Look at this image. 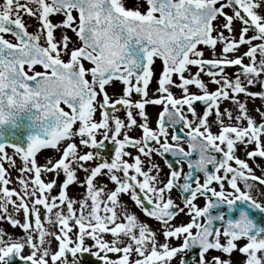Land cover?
<instances>
[{
  "label": "snow or ice",
  "instance_id": "6c2138e0",
  "mask_svg": "<svg viewBox=\"0 0 264 264\" xmlns=\"http://www.w3.org/2000/svg\"><path fill=\"white\" fill-rule=\"evenodd\" d=\"M128 4L129 0H3L0 4V218L6 217L24 233L14 238L0 231V264H9L13 257L22 264H69L68 254L72 264H78L77 254L89 252L103 264H170L178 253L192 248L199 249V264H206L209 250L231 254L241 239L246 240L238 249L246 256L245 264H264V205L253 198L249 183L251 179L264 184V179L253 175L249 164L235 155L239 144L246 157L264 158V110L255 109L261 116L257 122L239 98L244 94L264 101V12L260 11L264 0H131L132 7ZM24 14L37 21L35 32L27 30ZM57 14L63 19L53 23L50 17ZM57 28L70 29L79 44L69 48L71 38L61 32L57 39ZM7 33L15 42L5 38ZM199 46L211 55L205 57ZM155 58L161 60L162 70L149 97ZM37 65L43 71L31 75L26 71V66L32 70ZM190 66L197 70L193 73ZM225 66L237 70L229 75ZM114 80L124 87L112 99L106 86ZM208 83L216 88L210 90ZM255 85L262 90L252 91ZM172 87L180 89L179 96ZM133 92L139 100L130 99ZM224 101L232 103L235 114L232 108L221 109ZM196 102L204 106L199 114ZM148 104L162 106L155 128L148 122ZM121 109L124 118L117 115ZM133 109L138 110L139 124ZM210 115H214L211 122ZM133 126L141 130L139 138L129 135ZM65 140L69 142L59 158L47 157L38 164L41 149H57ZM105 142L113 146L110 158L99 151L78 150L79 146L98 150ZM9 145L12 155L6 152ZM153 153L165 158L170 170L166 180L159 178V166L151 163ZM168 154L175 159H167ZM14 157L22 161L19 191L7 187L10 173L2 163L15 166ZM143 157L149 159L147 168ZM91 161L93 166L85 165ZM182 163L188 167L183 183L182 169L177 167ZM78 170L86 174L83 180ZM46 173L63 175L64 190L58 195L51 194L56 180L42 178ZM194 173H203V183ZM101 175L115 187L97 184ZM74 182L85 187L79 199L65 191ZM225 182L231 191L225 190ZM173 188L187 194L183 201L190 217L187 223H171L184 211L170 196ZM121 194H128L147 217L160 222L164 243H158L156 232L123 205ZM198 194L206 198L204 207L194 203ZM222 206L226 211L213 214ZM41 210L50 227L42 223ZM21 211L23 222L15 218ZM104 234H110L111 240ZM86 238L93 241L91 246L85 244ZM170 238H182V243L170 246ZM52 239L57 242L55 250ZM25 247L28 255H22ZM133 255L137 258L130 260ZM212 260L231 264L220 257ZM180 264L187 262L181 259Z\"/></svg>",
  "mask_w": 264,
  "mask_h": 264
},
{
  "label": "flooded vegetation",
  "instance_id": "af4514ba",
  "mask_svg": "<svg viewBox=\"0 0 264 264\" xmlns=\"http://www.w3.org/2000/svg\"><path fill=\"white\" fill-rule=\"evenodd\" d=\"M21 2L22 3L26 2V0H21ZM2 3H3V0H0V4H2ZM128 5H129V7H132L131 0H129V4ZM141 10H143V9H141ZM225 11L229 12V13L231 12L230 9H225ZM73 14H74V16L76 15V13H73ZM22 19H23L24 23L27 26V30L30 33H33V32L36 31V29H37V21L34 18H30L27 14H24ZM61 19H63V17L58 15V14L57 15H52L50 17V20L53 23H55V22H57V21H59ZM219 22L220 21L218 20L215 23L218 24ZM61 32H64L66 35H68L71 38L72 43L69 44V48H72L75 45L79 44V41L77 40V37H76L75 33H73L70 29L57 28L55 30V32H54V35H55V37L57 39L60 38ZM3 35L5 36L6 39H9L11 42H15L14 37H12V35L10 33L3 34ZM43 42L44 41H43V38H42L41 39V43L43 44ZM199 47L204 51L205 57H209L211 55V52H210V50L208 48H206L205 46H199ZM219 50L220 49H219V45H218L217 46V52H219ZM63 59L65 61H67L68 60V56H63ZM84 63H85V67L86 68L90 67V64L88 62H84ZM190 67H191V71L193 73L197 70L195 66H190ZM161 70H162V62H161V60L159 58H155L154 59V64L152 65L153 76L150 78V83H149V87H148L149 97H151L154 94V90L157 87V80H158V77H159V75L161 73ZM236 70L237 69L235 67H233V66H225V71L229 75H232ZM26 71H28L29 74L31 75V74H33L34 71H43V68H42V66L37 65V66H34L32 70H29V69H27V66H26ZM185 75H187V73ZM173 79L177 80V77L173 76ZM203 79L206 82L209 80V78L207 76H203ZM123 87H124V85L122 84V82H120L118 80H114V81L110 82L109 85L106 86V92L109 94V96L112 99H115L121 94ZM189 87H190V91H192V92H196L197 91V89L194 86H189ZM208 87H209L210 90H212V89L216 88V85L213 84V83H208ZM171 90L173 91V93L176 96L180 95V89L179 88L172 87ZM260 90H262V89H260L259 85H255L252 88V91H260ZM97 99L98 100L102 99V95H98ZM130 99L133 100V101H136V100L140 99V96H139V94H136V93L133 92L131 94V96H130ZM240 99H241V101H246L247 108L249 110V114L251 116H253L257 122H260L261 121V116L253 108L257 107V108H261L262 110H264V101H262L259 97L246 98L244 96V98H240ZM62 107H64L65 110H68L65 105H62ZM161 107L162 106L152 105V104L146 105L145 111H146V114L148 116L149 125L152 128L156 127V118H157L158 112L161 110ZM194 107H195L197 113L199 114V113H201V111H202L204 106L200 102H196L194 104ZM225 107L232 108L233 112L235 114V108H234V106L232 105V103L230 101H224L221 104V109H223ZM137 111L138 110L133 109L134 117L137 119L138 124H139L140 118L136 115ZM117 115L120 116L121 118H124L125 110L121 109L117 113ZM95 118L96 119L100 118L99 110L95 114ZM189 118H191L190 114H189ZM213 119H214V115H210L209 116V121L211 122ZM77 126L78 125H74V128L77 127ZM211 130L214 133L217 132L218 131L217 126L215 124H213ZM6 131L7 132H11L10 129L6 130ZM169 131L171 132L172 130L169 129ZM128 132H129V135L132 136V137L139 138L141 136V130L139 129L138 126H133L132 128L128 129ZM101 138L102 137L98 134L97 135V140H100ZM0 139H3V138L0 137ZM73 139H74V142H76L79 145V138L74 137ZM63 142H69V141L65 140ZM63 142H61V144ZM61 144H60V147H61L60 151L63 148L61 146ZM105 145L106 146L104 148H101V149H98V150L97 149H89V148H87L85 146H79V151L81 153H85V152H87L89 150H91L93 152L99 151L106 158H110L109 154L111 153L113 146H112L111 142H105ZM182 146L185 148V150H188L187 149V144H183ZM249 147H251V145H249ZM47 149L48 148L41 149L40 151L47 150ZM58 149H59V145L57 147V150ZM126 150L129 151V152H132L133 154L136 153V150L133 149V148H127ZM6 152L7 153H14V151L11 150L8 147H6ZM213 154L217 155L218 158L220 157V154H217V153H213ZM235 155L238 158L244 159L249 164L250 168L252 169V174L253 175H255L256 177H260V178L264 179V158H260V157L248 158V157H246L243 145H239V144H238L237 149L235 151ZM193 158H195V156ZM125 159H129L130 160L129 157H126ZM142 159L144 160V167L145 168L149 167L150 166L149 159L147 157H143ZM167 159L174 160L175 158L171 157L170 154H168L167 155ZM130 162H131V160H130ZM2 163H3L4 167H5L6 173H9L10 170H8V167H7L8 162L5 160ZM94 163H95V161L85 162V165L88 166V167H91V166L94 165ZM151 163L157 164L159 166V169H160L159 178L161 180H166L168 178V173H169L170 170L165 164V158L164 157H160L159 155L153 153V155L151 157ZM230 163H232V165L234 167L236 166L234 164V161H232ZM177 167L182 169V175H181L180 182L183 183V173H186L188 171L187 163H182L181 165H178ZM209 168L211 169L212 166L209 165ZM194 175L195 176H199L200 182L203 183V181H204L203 173H194ZM249 183L253 184V188L251 189V194H252L253 198L256 199L258 203H261L262 205H264V184H260L259 181L256 182V181H253L251 179L249 180ZM241 184L244 186L243 181H241ZM193 186H195V185L193 184ZM212 186L216 187L217 190H219V187H218V185L215 184V182L213 183ZM225 190L226 191H231L230 186L225 184ZM126 195H128V194H126ZM186 195L187 194L182 193L178 188H173V190L170 193V196L174 200L175 204L178 205L180 208H184V211L180 212L178 214V216L176 218H174L173 221H171V223H173V224L187 223L190 220V217L186 214L187 213V209L185 208L184 203H183L184 198H185ZM194 203H196L198 207H204L206 205V198L203 197V196H200L198 194V196H197L196 200L194 201ZM135 207L137 208L139 214H141L142 216L146 217L147 219H149L154 224L161 226L160 222L156 221L154 218L147 217L144 214V212L138 206L135 205ZM220 211H226V208L221 207V208L212 210L213 214H216V213H218ZM15 218L19 219L17 217V215H16ZM19 220H21L23 222V219H19ZM8 225L10 226V229H8V231H7L8 233L7 234H11L14 237V233H10V230H14L17 226H12L9 220H8ZM193 231L195 232V229H193ZM220 242L222 244H224L226 242V238L223 235H221V237H220ZM236 243H237V249L234 250L231 254H225V253H223L220 250H209L205 254L206 264H214V262L212 260L213 257H220V259L222 261L223 260H229V261H231V264H245L246 256H245V254L240 253L238 249H239L240 246H242V245H244L246 243V240L245 239H241L239 241H236ZM185 251H186V256L181 258V259H185L187 257V250H185ZM193 264H199V260H195L193 262Z\"/></svg>",
  "mask_w": 264,
  "mask_h": 264
},
{
  "label": "rangeland",
  "instance_id": "374dc122",
  "mask_svg": "<svg viewBox=\"0 0 264 264\" xmlns=\"http://www.w3.org/2000/svg\"><path fill=\"white\" fill-rule=\"evenodd\" d=\"M129 6V5H128ZM261 12H264V9L260 10ZM237 27H238V22H237ZM249 35H251V33H249ZM254 43H259V41H255ZM247 48V46H242L240 49V52L245 51ZM239 54V53H237ZM249 62L248 58L245 57L244 59V63L247 64ZM244 94H240L239 98H244ZM253 109H257V107H254ZM68 142H63L61 144L62 147H64ZM60 145H59V149H52V148H48L47 150H43L40 151L37 155H36V160L38 162V164L43 165L45 163V159L47 157H52V158H59L61 151H60ZM79 150V149H78ZM9 155H12L13 153H8ZM15 159V166H9V164H7L10 176L8 177L10 180V183L7 185V187H9L10 189H15L17 191L20 190V185L18 183V169L21 167L22 165V161L18 158V157H14ZM85 173L82 170H78L77 171V176L79 177V179L83 180L85 178ZM58 176H63L62 174H55V173H46V174H42V178L46 181V182H51L53 179L56 180V178ZM97 184H107V188L108 189H112L115 187L114 184H112L111 182L108 181L107 177L101 175L97 178V180L95 181ZM225 184H227L225 182ZM238 185L241 187L242 190H246L244 188V186L241 184V181L238 182ZM64 190L63 187H61V189L57 190L55 193H51L52 195H58L59 191ZM67 195L70 198H76L79 199L82 197V195L85 193V187H81L79 186L78 183L74 182L73 184H71L66 190ZM13 199H17L15 196L13 197ZM120 201L123 203V205L132 213L135 214L138 218V220L140 222H145L147 223L150 228L152 230H154L156 232V236H157V240L158 243H164L165 239L162 235V226L160 225H156L153 222H151L149 219H147L146 217L142 216L141 214L138 213L137 208L135 207V204L132 202V200L130 199L129 195L126 194H121L120 196ZM42 209V206H40ZM78 207V205L76 206ZM9 211H11V205H9ZM55 211V210H54ZM17 217L19 219H24L23 217V213L22 211L18 214H16ZM41 218H42V223H44L45 227H50L49 225H47V223L43 220V210H41ZM33 218L30 216V222H32ZM8 229H10V226L8 225V219L5 218H0V231H4L7 235V231ZM53 231L55 230L54 228L52 229ZM75 231V229H74ZM10 233H14V238L16 237H20L22 236L24 233L22 231V229L17 226L14 230H10ZM105 235V239L107 240H111V235L110 234H104ZM51 239V238H49ZM170 246H178L182 243V238L181 239H175V238H170L169 241ZM85 244L88 246H91L93 244V241H91L90 238H86L85 240ZM57 247V242L52 239V243H51V248L53 250H55ZM93 251H96V249H93ZM23 255H28L29 254V249L27 247H25V249L22 252ZM81 253L77 254V261L78 264H86V261L80 256ZM89 254L91 256H93L90 252ZM101 255H103V253H101ZM117 254H109L110 257L115 258ZM186 256V251H184L183 253H178L176 257L173 258V260L170 262V264H180V260L181 258ZM96 257V256H93ZM68 260H69V264H72V256L71 254H68L67 256ZM98 258V257H96ZM137 257L135 255L130 257V260H134ZM103 264V262H102Z\"/></svg>",
  "mask_w": 264,
  "mask_h": 264
},
{
  "label": "water",
  "instance_id": "95a60500",
  "mask_svg": "<svg viewBox=\"0 0 264 264\" xmlns=\"http://www.w3.org/2000/svg\"><path fill=\"white\" fill-rule=\"evenodd\" d=\"M220 2L223 3L224 0H220ZM20 131H21V130H17V132H16V135H17V136L20 135ZM7 133H8V138H9V139H12V132H7ZM62 183H63V179L59 178L58 181H57V186H61ZM235 214H237V213H235ZM194 249H196V248H192V249H191V252H192V253H191V256L189 257V259L186 260L187 263L190 262V261H192V260L194 259V257H195L194 254H193ZM198 255H199V253L197 254V256H198ZM9 264H22V262L18 261L16 257H13V258L10 260Z\"/></svg>",
  "mask_w": 264,
  "mask_h": 264
},
{
  "label": "bare ground",
  "instance_id": "6f19581e",
  "mask_svg": "<svg viewBox=\"0 0 264 264\" xmlns=\"http://www.w3.org/2000/svg\"><path fill=\"white\" fill-rule=\"evenodd\" d=\"M23 255V254H22ZM19 258V257H18Z\"/></svg>",
  "mask_w": 264,
  "mask_h": 264
}]
</instances>
